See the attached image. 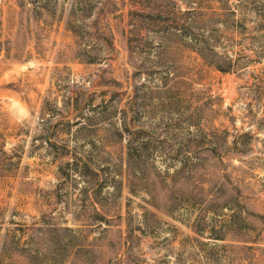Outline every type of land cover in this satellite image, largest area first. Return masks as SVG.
I'll use <instances>...</instances> for the list:
<instances>
[{
	"label": "rangeland",
	"instance_id": "rangeland-1",
	"mask_svg": "<svg viewBox=\"0 0 264 264\" xmlns=\"http://www.w3.org/2000/svg\"><path fill=\"white\" fill-rule=\"evenodd\" d=\"M0 264H264V0H0Z\"/></svg>",
	"mask_w": 264,
	"mask_h": 264
}]
</instances>
